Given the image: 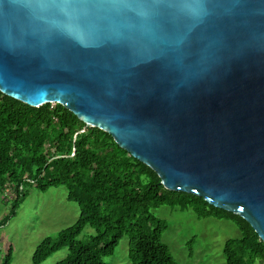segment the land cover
<instances>
[{
    "label": "water",
    "instance_id": "obj_1",
    "mask_svg": "<svg viewBox=\"0 0 264 264\" xmlns=\"http://www.w3.org/2000/svg\"><path fill=\"white\" fill-rule=\"evenodd\" d=\"M0 91L63 105L264 242V0H0Z\"/></svg>",
    "mask_w": 264,
    "mask_h": 264
},
{
    "label": "trees",
    "instance_id": "obj_2",
    "mask_svg": "<svg viewBox=\"0 0 264 264\" xmlns=\"http://www.w3.org/2000/svg\"><path fill=\"white\" fill-rule=\"evenodd\" d=\"M7 186L15 197L0 228L16 216L31 188L47 192L65 186L67 200L79 205L77 221L45 238L33 253V264L63 249L68 255L57 264H107L105 259L125 236L132 264H178L162 241L167 221L151 212L162 205L191 209L199 219L233 222L242 237L226 243V264H264V242L242 217L196 195L167 190L150 167L120 148L111 135L87 127L63 105L32 107L0 91V192ZM86 227L95 234L79 240ZM11 261L12 251L5 264Z\"/></svg>",
    "mask_w": 264,
    "mask_h": 264
},
{
    "label": "rangeland",
    "instance_id": "obj_3",
    "mask_svg": "<svg viewBox=\"0 0 264 264\" xmlns=\"http://www.w3.org/2000/svg\"><path fill=\"white\" fill-rule=\"evenodd\" d=\"M67 188L60 186L47 192L28 189V195L19 206L16 216L0 228V264L12 251L10 264H33L32 256L37 246L48 237H55L61 230L73 225L80 214L79 205L67 200ZM12 190L0 192V221L10 214ZM152 214L167 221L168 229L162 241L169 247L178 264H226L224 247L231 239L242 234L233 222L215 218L199 219L191 210H181L162 205L151 210ZM95 230L86 227L79 240H86ZM195 239L192 248L189 242ZM128 236L116 247L107 264H132L129 259ZM192 250V255L190 254ZM68 255L60 250L41 264H57ZM255 264H262L259 260Z\"/></svg>",
    "mask_w": 264,
    "mask_h": 264
},
{
    "label": "built area",
    "instance_id": "obj_4",
    "mask_svg": "<svg viewBox=\"0 0 264 264\" xmlns=\"http://www.w3.org/2000/svg\"><path fill=\"white\" fill-rule=\"evenodd\" d=\"M8 189L12 190V193L14 192L10 186H7V188L5 190H8Z\"/></svg>",
    "mask_w": 264,
    "mask_h": 264
}]
</instances>
